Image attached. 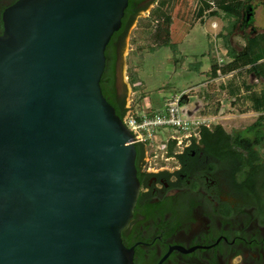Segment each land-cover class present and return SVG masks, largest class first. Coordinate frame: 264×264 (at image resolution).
<instances>
[{"label":"water","instance_id":"water-1","mask_svg":"<svg viewBox=\"0 0 264 264\" xmlns=\"http://www.w3.org/2000/svg\"><path fill=\"white\" fill-rule=\"evenodd\" d=\"M127 6L17 0L2 13L0 264H133L121 232L139 194L135 139L100 87Z\"/></svg>","mask_w":264,"mask_h":264},{"label":"flooded vegetation","instance_id":"flooded-vegetation-1","mask_svg":"<svg viewBox=\"0 0 264 264\" xmlns=\"http://www.w3.org/2000/svg\"><path fill=\"white\" fill-rule=\"evenodd\" d=\"M16 1L0 0V34L2 13ZM157 1H130L128 26L106 46L105 53L110 46L109 56L114 57L118 102L126 99L125 85L116 86L126 38L144 12L150 16ZM199 130L195 140L191 136L175 142L172 155L165 152V164L152 163L156 156L151 150L135 144L139 194L121 232L122 244L133 251V264H264V185L259 172L238 171L224 155L209 152Z\"/></svg>","mask_w":264,"mask_h":264},{"label":"rangeland","instance_id":"rangeland-1","mask_svg":"<svg viewBox=\"0 0 264 264\" xmlns=\"http://www.w3.org/2000/svg\"><path fill=\"white\" fill-rule=\"evenodd\" d=\"M208 1L212 2L206 0L207 3ZM250 2L253 14L249 27L241 29L240 23H237L232 34L229 35L230 44L236 50L245 44L244 36L250 31L254 30L255 33L264 35V0H250ZM216 9L214 3L210 4V9L204 14L203 19L196 21L192 27L190 21L194 20L198 12L186 11V18L173 22L167 36H163L162 32L160 36L157 35V27L162 22L158 23L148 18L146 12L137 19L126 38L122 56V73L126 82L125 101L129 111L152 114L160 111L170 96L185 94L188 101L186 107L188 115L205 119L209 127L220 125L225 132L232 133L245 130L256 120L258 114L252 111L241 113L249 103L235 102L234 98L226 93L228 82L234 81L239 86L252 82L246 71L236 74L234 78L228 76L224 79V83L220 76L218 81H213L210 76L212 57H216L218 61L221 58L225 63L230 61L226 56L224 39L219 37L220 34L228 33V19L222 12H219L218 16L207 17ZM174 14L173 11L171 15ZM188 14L189 19H187ZM212 22L215 29L211 28ZM163 40L165 44H161ZM132 79L139 83L132 85ZM253 84L256 91L264 90V83L253 81ZM242 91L244 90L241 89ZM216 107L219 109L217 114H214ZM256 134L255 132L251 136H257ZM191 136L197 138L195 133L184 137V134L176 129L159 130L155 133V143L149 148L152 155L156 156L152 163L165 164L168 138L176 139L175 142H185ZM260 153H264V147Z\"/></svg>","mask_w":264,"mask_h":264},{"label":"trees","instance_id":"trees-1","mask_svg":"<svg viewBox=\"0 0 264 264\" xmlns=\"http://www.w3.org/2000/svg\"><path fill=\"white\" fill-rule=\"evenodd\" d=\"M130 1L139 2L141 0H128V6L121 20V27L112 37L128 26L132 14ZM213 3L217 9L210 12L207 17L218 16L219 12H222L224 17L228 19V33L227 35L220 34L219 37L224 39L227 48L226 56L231 60L219 65L217 58L212 57L210 76L215 79L219 76L231 74V78H234L236 74L246 71L250 75L252 82L245 86L243 84L239 86L234 81L228 82L226 93L231 98H234L235 102L244 101L249 103V106L241 113L252 111L258 116L245 130L227 133L220 125H215L211 127L212 130L208 127H201L198 135L209 152L224 155L225 158L233 162L234 166L236 165V170H242L247 173L250 171L259 172L258 180L264 185V153H260V150L264 147V90L256 91L255 84H253V81L264 83V35L258 32L255 33L254 30L250 31L248 35L244 36V46L238 50L231 46L229 40V35L232 34L237 23H240L241 29L249 27L253 14L250 0H212V2L208 1V3L206 0H158L149 18L158 23L162 22L157 27V35L160 36L162 32L163 36H167L171 24H174L173 22L177 19L184 20L186 18V11L196 10L198 12L195 14L194 20L190 21V27H192L196 21L203 19L204 14L210 9V4L213 5ZM173 11L175 12L174 16L171 15ZM247 16H249V19L246 21ZM187 19H189V14ZM159 36H157V39H159ZM164 40L161 44H165L166 40ZM109 47L107 48L109 49ZM108 49L105 53L106 61L100 80V87L104 98L114 108L115 114L123 120L130 111L129 108H126L125 100L118 102L115 99L114 57L109 56ZM135 83L132 79L131 84ZM241 89L244 91L241 92ZM187 102V97L183 95L180 105L184 106ZM218 109L216 107L213 113L217 114ZM255 132L257 136H251ZM245 133L247 134L245 135ZM192 140H195V138H192ZM174 144V140H169L167 143L168 155H172ZM248 181L253 182L254 178H248Z\"/></svg>","mask_w":264,"mask_h":264},{"label":"built area","instance_id":"built-area-1","mask_svg":"<svg viewBox=\"0 0 264 264\" xmlns=\"http://www.w3.org/2000/svg\"><path fill=\"white\" fill-rule=\"evenodd\" d=\"M221 61L222 59L219 58V65L222 64ZM183 95L185 94L170 96L164 102L162 109L152 114L129 112L122 121L135 139L132 143L144 144L150 148L155 143V133L159 130L176 129L183 133L184 137H188L201 127H209L205 119L188 115L187 104L180 105ZM168 140L176 139L168 138Z\"/></svg>","mask_w":264,"mask_h":264},{"label":"crops","instance_id":"crops-1","mask_svg":"<svg viewBox=\"0 0 264 264\" xmlns=\"http://www.w3.org/2000/svg\"><path fill=\"white\" fill-rule=\"evenodd\" d=\"M214 26H215V25H214V22H212V23H211V28H212V29H215ZM243 46H244V45H243ZM230 60H231V59H230ZM221 62H222L221 65L225 64V61H224V60H222ZM228 62H229V61H228ZM226 63H227V62H226ZM228 76H232V75L230 74V75H227V76H220V78H223V79H221L223 83H224V79H226ZM230 79H231V78H230ZM212 80H213V81H218L219 79H218V78H215V79H212ZM209 82H211V81H209ZM209 82H206V84L209 83ZM125 83H126V82H125V80L123 79V85H125ZM138 83H139V82H138ZM138 83L136 82V84H138ZM123 85H122V86H123ZM221 87H222V86H221ZM130 112H132V113H133V112H134V113H139V112H141V111L136 112V111L133 110V111H130Z\"/></svg>","mask_w":264,"mask_h":264}]
</instances>
